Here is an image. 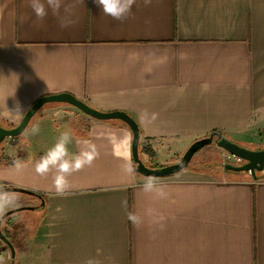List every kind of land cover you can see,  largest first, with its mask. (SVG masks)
Listing matches in <instances>:
<instances>
[{
  "label": "crops",
  "instance_id": "obj_1",
  "mask_svg": "<svg viewBox=\"0 0 264 264\" xmlns=\"http://www.w3.org/2000/svg\"><path fill=\"white\" fill-rule=\"evenodd\" d=\"M132 13L121 22L94 0H64L60 17L49 11L39 20L28 0H0V125L15 128L40 98L68 93L96 110L129 114L152 155L140 151L148 166L174 164L215 131L249 149L263 145L264 0H136ZM61 17L75 23L62 28ZM51 104L0 146V189L44 197L31 196L42 214L22 253L33 264H264L263 172L254 180L189 166L155 178L163 196L145 192L149 177L136 171L125 123ZM145 109L158 118L143 122ZM64 131L72 134L70 153L86 140L99 156L58 197L54 171L41 177L34 165ZM14 160L25 162L23 171ZM129 162L132 173L124 170Z\"/></svg>",
  "mask_w": 264,
  "mask_h": 264
},
{
  "label": "water",
  "instance_id": "obj_2",
  "mask_svg": "<svg viewBox=\"0 0 264 264\" xmlns=\"http://www.w3.org/2000/svg\"><path fill=\"white\" fill-rule=\"evenodd\" d=\"M51 103H62L68 104L77 108L82 113L96 119L99 121H113L118 120L125 123L133 134L132 139V157L136 165V171L144 177L151 178H166L174 176L184 169L188 168L193 157L197 152L203 149L205 146L213 144L215 138H217L216 144L219 148L227 152L229 155L237 159V164L227 163L224 165L226 171L234 173H249L254 180L258 179V173L264 171V148L263 149H249L243 147L228 138L224 137L221 133L211 134L208 137L202 138L200 140L192 143L186 152L184 153L181 160L177 163L162 166L159 168H149L143 162L140 157L139 144L141 139V132L136 121L126 112L123 111H112V112H103L96 110L89 106L87 103L76 98L75 96L68 93H60L55 95H48L40 98L24 115L19 125L15 128H5L0 125V145L5 142L8 138H16L20 136L28 127L32 118L40 111L45 105ZM0 193H21L28 196H34L38 198V195L35 192L28 191L25 189L17 187H3L0 189ZM43 204V201H42ZM23 210H35L33 207H22L15 210H11L2 215L0 220V239L4 242L11 252V264H15V248L10 240L4 235L1 226L2 222L11 215L17 214Z\"/></svg>",
  "mask_w": 264,
  "mask_h": 264
},
{
  "label": "clouds",
  "instance_id": "obj_3",
  "mask_svg": "<svg viewBox=\"0 0 264 264\" xmlns=\"http://www.w3.org/2000/svg\"><path fill=\"white\" fill-rule=\"evenodd\" d=\"M144 5L148 6L152 3V0H143ZM102 12L106 16H110L112 19L123 22L128 19L133 13V6L136 4V0H94ZM28 5L32 9L33 13L39 20H43L49 11L53 15L60 17L61 8L64 7V0H28ZM65 11H68L65 8ZM75 21L66 17L60 18V26L62 28L68 27ZM202 91H207L208 85L201 86ZM14 114H20L19 108L15 111H11ZM158 113L153 112L149 114L148 110L141 112V120L145 123H151L158 118ZM40 132L39 125H34L31 128V134L37 135ZM72 142V134L70 131L61 132L57 138L55 144L49 148L44 155H42L37 161H35L34 170L36 174L41 177H46L50 172L54 171L52 177V188L54 193L58 197H65L70 194L71 184L69 177L76 172L81 171L85 167H91L94 161L98 158L99 152L94 143L89 141H83V146L78 153H70L68 145ZM12 167L19 173L26 167L25 162L20 160H14ZM124 170L127 173L134 171L130 162L124 165ZM143 190L145 192L156 191L158 195L163 196V188L157 186L155 178H148L143 184ZM15 198L0 193V213H2L6 207L11 206L14 203ZM129 219L133 221L137 226L140 223V217L136 214L129 213ZM89 264H92L89 261Z\"/></svg>",
  "mask_w": 264,
  "mask_h": 264
},
{
  "label": "rangeland",
  "instance_id": "obj_4",
  "mask_svg": "<svg viewBox=\"0 0 264 264\" xmlns=\"http://www.w3.org/2000/svg\"><path fill=\"white\" fill-rule=\"evenodd\" d=\"M51 107H55V105L48 104L44 106L43 109H41L32 118L31 123L43 118L42 113H44V111L46 110H49ZM76 111L82 114V112L79 111L78 109ZM86 117H89L90 119H94L88 115ZM216 141H217V138H215V142L213 144L207 145L203 149H201L199 152H197L195 156L193 157L189 166L199 167L201 168V170L205 171L208 174L221 175L220 173H222L225 170V167H224L225 164L227 163L236 164L233 158L231 157L228 158L227 152H226L227 154L223 155L225 151L217 146ZM1 145H3V143ZM159 147L162 148L159 150L160 152L161 150L162 151L164 150L163 154L166 152H170V149H171L168 147V145L167 146L159 145ZM166 147H168L169 150L165 151ZM175 147L176 146H173L172 149H175ZM263 148H264V144L257 147V149H263ZM185 152L176 155L177 160L175 161V163L181 160ZM170 156H172V154ZM8 195L15 198L13 204H16L15 205L16 207H13V206L6 207V209L2 213H0V220H1L2 215L8 211L15 210V209L22 208V207H33L32 204L34 203V200L33 198H31V196L21 194V193H9ZM33 208H35V210H23L15 214L16 218L10 219V220L5 219L2 222L1 229L2 231L5 230L6 232L9 233L10 242L13 244L15 248V259H14L15 264H33V256L30 254V252L29 254L28 252L26 254L22 253L25 249L27 240L28 241L30 240L29 237L33 233L36 223L42 214V208L40 207H33ZM9 223H13V225H9ZM0 254H1L0 264H11L10 249L4 242L1 241V239H0Z\"/></svg>",
  "mask_w": 264,
  "mask_h": 264
},
{
  "label": "trees",
  "instance_id": "obj_5",
  "mask_svg": "<svg viewBox=\"0 0 264 264\" xmlns=\"http://www.w3.org/2000/svg\"><path fill=\"white\" fill-rule=\"evenodd\" d=\"M214 134H216V133H219V131H215V132H213ZM213 133H211V134H213ZM139 151H141L142 153H148L147 151H146V149H145V147H144V145H143V141H142V139H140V144H139ZM148 154H150L151 155V153H148ZM152 156V155H151ZM146 166H148V165H146ZM149 168H159V167H162V166H160V165H152V166H148ZM230 172V171H229ZM259 179V178H258ZM257 179V180H258ZM41 197H43V196H41ZM44 198V197H43ZM14 218H16V215L14 214V215H11V216H9L8 218H6V219H14ZM9 225H13V223H9ZM3 233H4V235L10 240V238H9V233L8 232H6L5 230L3 231Z\"/></svg>",
  "mask_w": 264,
  "mask_h": 264
},
{
  "label": "built area",
  "instance_id": "obj_6",
  "mask_svg": "<svg viewBox=\"0 0 264 264\" xmlns=\"http://www.w3.org/2000/svg\"><path fill=\"white\" fill-rule=\"evenodd\" d=\"M227 156H228V158H229V157L233 158V159L235 160V162H237V159H236V158L232 157V156L229 155V154H228ZM263 173H264V171H263ZM0 259H1V254H0Z\"/></svg>",
  "mask_w": 264,
  "mask_h": 264
},
{
  "label": "flooded vegetation",
  "instance_id": "obj_7",
  "mask_svg": "<svg viewBox=\"0 0 264 264\" xmlns=\"http://www.w3.org/2000/svg\"><path fill=\"white\" fill-rule=\"evenodd\" d=\"M236 164H237V162H236Z\"/></svg>",
  "mask_w": 264,
  "mask_h": 264
}]
</instances>
